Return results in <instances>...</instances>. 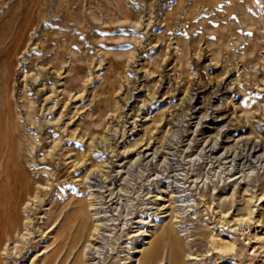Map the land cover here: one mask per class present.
<instances>
[{
  "label": "rangeland",
  "instance_id": "1",
  "mask_svg": "<svg viewBox=\"0 0 264 264\" xmlns=\"http://www.w3.org/2000/svg\"><path fill=\"white\" fill-rule=\"evenodd\" d=\"M252 146L264 155V0H0V249L13 221L31 219L33 253L49 264L56 228L92 182L107 208L122 195L118 225L128 211L153 219L146 197L174 166L194 205L148 264H264V160L246 158ZM250 209L233 250L228 229Z\"/></svg>",
  "mask_w": 264,
  "mask_h": 264
},
{
  "label": "bare ground",
  "instance_id": "2",
  "mask_svg": "<svg viewBox=\"0 0 264 264\" xmlns=\"http://www.w3.org/2000/svg\"><path fill=\"white\" fill-rule=\"evenodd\" d=\"M216 87L218 86L216 85ZM227 141L228 140L220 141V143L226 144ZM187 144L188 145L190 144V140L187 142ZM215 144L216 145L219 144L218 140L217 142H215ZM148 148L150 147L146 146L144 149H148ZM203 150L204 147L200 148L199 150L200 152L196 155L197 158L198 159L203 157L210 158L212 153L207 154V156H204L201 153V151ZM209 150L211 151V149ZM257 150L258 149L252 146L249 149L246 158L251 159V157L255 156L254 160H252L253 162H259V161L261 162V160H264L263 154H255ZM154 153L155 152L153 151V152H145L143 154L145 157L150 155L154 157ZM171 154L167 152L163 155L162 162L164 167L166 166L165 164H167L169 167L172 165L171 163L172 159L169 158V155ZM195 158L196 157L191 158L190 160L193 162ZM212 158L218 160L219 157L216 155L213 156ZM211 160L212 159L210 158L209 162H211ZM195 162L196 160L194 161V163ZM229 167H231V169ZM172 168L173 169L171 171H173L174 173L172 174L173 178L170 183H172L173 185L170 186V183L168 184L164 182L165 184L163 188L158 193H152V195H147V192H151L150 190H148L144 194V196L147 195L146 199L148 197L149 200L151 199L150 201H146L145 204L151 205V207L149 206L148 209L151 210L153 219L150 218V215H148L147 217L149 219H147L146 217L141 218L140 215L136 212V215L133 217L135 220H133L131 219V217L129 218L127 217L128 215L132 214L131 211H128L125 213L124 216L125 221L123 223L125 226L118 225L116 222L120 218V216L123 215L122 208L124 206L123 205L124 203L122 204L121 202L123 200L122 195L118 193V191L114 192L112 190L109 194L110 195L109 197H112L113 195L112 199L115 200L114 201L115 204L114 205L110 204L111 207L107 208L109 207V205H107L108 202L106 203L104 201L99 200L100 188H97L96 187L97 185L94 182L90 183L91 187L87 189V197L85 198L84 203L81 206H79V209L78 211H76V214L75 215L73 214L74 218H72L70 221H66L65 223H62L60 227L56 228L57 231L55 235L52 234L53 235L52 243L56 247L54 253L52 254V259L53 260L55 259L56 261V258L57 259L59 258L60 255L59 253L61 252L65 254V258L63 259L61 258L62 260L60 264H66L69 258L72 259V262L70 264H148V261L154 257V251L157 248L161 236L168 232H172L177 228H180L178 227L180 226L179 222L181 221L182 218H184L183 215H181L182 212L180 211V209H184V207L187 205H192V204L194 205V202H190V201H194V199H190V197L193 196L194 194L192 192H189V188H185L182 190L179 189L181 186L180 183L182 178L178 176H180L181 173H177V172L175 173L176 169H174V166ZM227 168H229V171L232 170L233 164H231L228 167H225L223 170L219 169L220 173H222L224 170H228ZM250 168H251L250 172H253L254 166H251ZM230 176H232V174H230L227 177L231 179ZM207 179L208 177L205 176L204 179L201 180L202 181V185L200 186L201 188L209 187L208 182H206ZM222 181L223 184H225L224 180ZM210 182L212 183L210 184L211 190L212 189L215 190L216 184H214L212 180H210ZM239 183L241 182H237L235 180L231 182V184L233 185L234 184L237 185ZM233 185H231V189H232V191L230 190L231 193L229 192L230 196L227 197V200L226 197L221 198L220 201H218L219 203L218 207L224 205L225 202H232L234 200L233 198L236 191L233 190ZM246 186H248V184H246ZM243 190L246 191V189L244 188ZM184 191L185 193H182ZM22 197L24 196L22 195ZM22 197L20 198V200L22 199ZM164 202H166V204H164ZM246 203H248V200ZM252 211H253L252 209L248 211L247 217L239 216L238 222L233 223L232 225L234 226L228 229V232L231 233V241L229 242L231 249L234 250L235 248L234 246H237L235 235L236 234L239 235V233L242 232V229L244 230V228L242 227L243 222L241 220L250 218ZM196 212L197 211H193L192 213L195 214ZM128 222H131L132 226H128ZM130 227H133L134 230H128ZM12 228H13V232H16V234L12 235L10 247L6 245L3 246V248H1L2 250L0 249L1 250L0 264H12L9 263L8 259L16 261L15 264H46L42 262L43 260L42 258H40L42 257L40 256V253L37 254L33 253L34 252L33 244L35 243L36 240H35L34 225L32 220L29 219L26 221H22L19 227H18V223L13 221ZM120 229H122L120 231V234L122 235L118 234V231ZM5 231H1V232L5 233ZM124 236L125 238H123ZM0 239H1V235H0ZM249 239L251 240L250 237ZM187 256L188 259L195 258V256H189V254ZM53 260L48 261V263L56 264L55 261Z\"/></svg>",
  "mask_w": 264,
  "mask_h": 264
}]
</instances>
